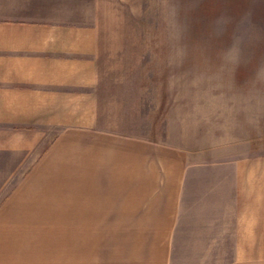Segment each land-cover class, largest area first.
Listing matches in <instances>:
<instances>
[{"label": "crops", "instance_id": "crops-1", "mask_svg": "<svg viewBox=\"0 0 264 264\" xmlns=\"http://www.w3.org/2000/svg\"><path fill=\"white\" fill-rule=\"evenodd\" d=\"M106 3L0 0V264H260L264 156L102 126Z\"/></svg>", "mask_w": 264, "mask_h": 264}, {"label": "rangeland", "instance_id": "rangeland-1", "mask_svg": "<svg viewBox=\"0 0 264 264\" xmlns=\"http://www.w3.org/2000/svg\"><path fill=\"white\" fill-rule=\"evenodd\" d=\"M106 4L102 126L172 137L200 158L264 156V0Z\"/></svg>", "mask_w": 264, "mask_h": 264}]
</instances>
